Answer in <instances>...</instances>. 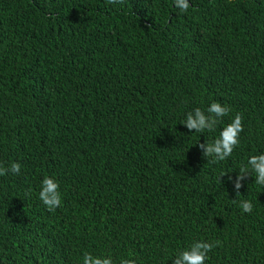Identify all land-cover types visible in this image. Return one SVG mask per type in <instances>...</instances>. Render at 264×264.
<instances>
[{
	"label": "trees",
	"instance_id": "trees-1",
	"mask_svg": "<svg viewBox=\"0 0 264 264\" xmlns=\"http://www.w3.org/2000/svg\"><path fill=\"white\" fill-rule=\"evenodd\" d=\"M188 2L0 0V165L22 166L0 176V264H173L194 240L221 242L205 264H264V187L228 180L264 153V0ZM213 101L229 114L190 132ZM236 113L240 142L211 163L199 144Z\"/></svg>",
	"mask_w": 264,
	"mask_h": 264
},
{
	"label": "clouds",
	"instance_id": "clouds-1",
	"mask_svg": "<svg viewBox=\"0 0 264 264\" xmlns=\"http://www.w3.org/2000/svg\"><path fill=\"white\" fill-rule=\"evenodd\" d=\"M124 0H107L108 4L123 3ZM174 7L180 13H187L190 4L188 0H173ZM231 111L229 106L222 105L213 101L205 111L195 108L186 114V118L182 124L190 131L203 133L205 131H215L218 123L223 117L227 116ZM242 116L236 113L230 123L226 124L219 132L218 138L210 144H199V148L203 152L204 157H211V163L225 161L233 153L234 148L239 144L240 133L243 132ZM21 164L11 162L8 167L0 165V176H4L11 172L13 175H19ZM255 174V183L264 187V153L259 155H251L248 157L245 165H242L235 179L228 176V180L233 184L234 191L239 194V189L243 186L242 182L251 174ZM227 173L221 174L217 179L222 183L221 177ZM60 186L56 179L45 176L41 181V188L38 193L40 201L44 204L49 212H54L62 204V194ZM235 203V201H233ZM240 207L244 213H251L253 205L250 201L243 200ZM221 242L194 240L187 249L181 250L173 259V264H205L208 254L213 248L220 246ZM131 255V254H130ZM81 264H114L111 253H101L93 255L91 252L85 251L82 254ZM119 264H136V260L132 258H124Z\"/></svg>",
	"mask_w": 264,
	"mask_h": 264
}]
</instances>
